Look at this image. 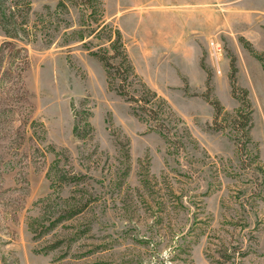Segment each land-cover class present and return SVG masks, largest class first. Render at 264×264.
<instances>
[{"label": "rangeland", "instance_id": "obj_1", "mask_svg": "<svg viewBox=\"0 0 264 264\" xmlns=\"http://www.w3.org/2000/svg\"><path fill=\"white\" fill-rule=\"evenodd\" d=\"M170 1L0 0V264H264V0Z\"/></svg>", "mask_w": 264, "mask_h": 264}, {"label": "built area", "instance_id": "obj_2", "mask_svg": "<svg viewBox=\"0 0 264 264\" xmlns=\"http://www.w3.org/2000/svg\"><path fill=\"white\" fill-rule=\"evenodd\" d=\"M208 43H209L210 56L214 60L217 71L221 73L222 70H221L220 61L223 55V45L221 41L216 37L210 38Z\"/></svg>", "mask_w": 264, "mask_h": 264}, {"label": "crops", "instance_id": "obj_3", "mask_svg": "<svg viewBox=\"0 0 264 264\" xmlns=\"http://www.w3.org/2000/svg\"><path fill=\"white\" fill-rule=\"evenodd\" d=\"M179 3H192V2H196L197 0H179ZM170 5L172 4V2L170 0H160V5Z\"/></svg>", "mask_w": 264, "mask_h": 264}, {"label": "trees", "instance_id": "obj_4", "mask_svg": "<svg viewBox=\"0 0 264 264\" xmlns=\"http://www.w3.org/2000/svg\"><path fill=\"white\" fill-rule=\"evenodd\" d=\"M106 62H107V65L110 66V62H109V59L106 57Z\"/></svg>", "mask_w": 264, "mask_h": 264}]
</instances>
